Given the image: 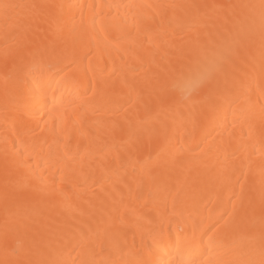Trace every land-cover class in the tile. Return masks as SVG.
Instances as JSON below:
<instances>
[{"label":"bare ground","instance_id":"bare-ground-1","mask_svg":"<svg viewBox=\"0 0 264 264\" xmlns=\"http://www.w3.org/2000/svg\"><path fill=\"white\" fill-rule=\"evenodd\" d=\"M213 49L181 102L170 81ZM175 246L264 264V0H0V264Z\"/></svg>","mask_w":264,"mask_h":264},{"label":"clouds","instance_id":"clouds-1","mask_svg":"<svg viewBox=\"0 0 264 264\" xmlns=\"http://www.w3.org/2000/svg\"><path fill=\"white\" fill-rule=\"evenodd\" d=\"M227 51V49H213L201 53L190 68L178 73L170 81V90L176 93L181 102L192 103L198 90L220 70ZM22 243L19 240L16 242L17 250L22 246ZM170 257L173 258V264H202L199 251L194 246H175ZM166 264H168V261Z\"/></svg>","mask_w":264,"mask_h":264}]
</instances>
